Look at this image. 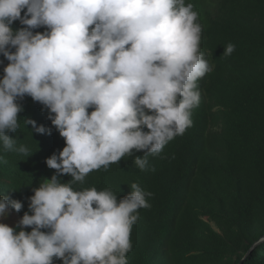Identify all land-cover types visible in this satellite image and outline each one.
Returning <instances> with one entry per match:
<instances>
[{"label":"clouds","instance_id":"obj_1","mask_svg":"<svg viewBox=\"0 0 264 264\" xmlns=\"http://www.w3.org/2000/svg\"><path fill=\"white\" fill-rule=\"evenodd\" d=\"M199 17L192 0H0V54L8 61L0 77V142L33 153L6 134L19 128L25 96L47 109L65 141L46 158L56 172L32 189L31 214L14 226L0 222V264H54V257L127 264L137 209L150 207L153 194L133 183L118 200L110 189L75 191L71 184L134 151L143 152L134 159L139 169L155 171L149 156L191 126L196 82L212 70L199 51ZM17 20L25 27L14 30ZM234 50L229 43L223 54ZM24 122L51 134L31 118ZM64 174L71 180L62 183ZM22 207L0 196V217Z\"/></svg>","mask_w":264,"mask_h":264},{"label":"trees","instance_id":"obj_2","mask_svg":"<svg viewBox=\"0 0 264 264\" xmlns=\"http://www.w3.org/2000/svg\"><path fill=\"white\" fill-rule=\"evenodd\" d=\"M192 1L200 12L199 51L212 70L196 82L200 99L191 110V126L149 156L155 171L139 169L134 159L143 152L134 151L71 186L110 189L118 200L133 183L153 194L146 197L150 207L137 209L127 264H264V240L258 242L264 236V0ZM11 27L25 26L17 20ZM229 43L235 50L225 56ZM0 61L2 77L8 61L2 54ZM19 103V128L6 134L33 153L7 151L0 142V196L22 202L19 212L10 210L21 218L31 214L32 189L56 172L46 158L65 141L39 102L25 96ZM27 118L51 134L36 133L25 125Z\"/></svg>","mask_w":264,"mask_h":264},{"label":"rangeland","instance_id":"obj_3","mask_svg":"<svg viewBox=\"0 0 264 264\" xmlns=\"http://www.w3.org/2000/svg\"><path fill=\"white\" fill-rule=\"evenodd\" d=\"M19 219H20L19 216H17L14 213H11V211H10L9 214L7 215V217H0V222L6 223L10 226V225L17 224Z\"/></svg>","mask_w":264,"mask_h":264},{"label":"water","instance_id":"obj_4","mask_svg":"<svg viewBox=\"0 0 264 264\" xmlns=\"http://www.w3.org/2000/svg\"><path fill=\"white\" fill-rule=\"evenodd\" d=\"M263 240H264V236H263L258 242L263 241ZM258 242H256L254 245H256ZM254 245H252V247H253Z\"/></svg>","mask_w":264,"mask_h":264}]
</instances>
